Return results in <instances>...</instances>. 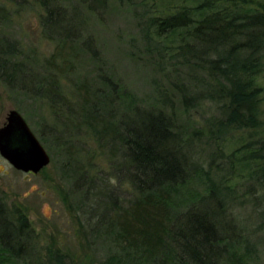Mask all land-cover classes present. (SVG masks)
I'll return each instance as SVG.
<instances>
[{
    "label": "rangeland",
    "instance_id": "1",
    "mask_svg": "<svg viewBox=\"0 0 264 264\" xmlns=\"http://www.w3.org/2000/svg\"><path fill=\"white\" fill-rule=\"evenodd\" d=\"M56 1L69 11L75 9L77 23L84 33L80 47L74 50L73 63H69L72 68L56 79L66 106L53 108L48 99L34 97L28 89L32 85L28 79L24 90L9 85L0 75V128L6 124L9 112L16 110L51 159L40 173L27 174L15 170L0 155V202L14 222L18 221L15 213L24 215L33 232L25 244V260L8 255L3 263L147 264L126 252L117 240V225L110 224V220L121 215L119 208L126 209L136 198L125 179V170L122 176L115 175L120 156L110 157V149H102L93 132L73 115L81 109L83 83L88 84L92 95L98 89L107 91L101 80L108 77L117 85L114 100L121 98L117 106H109L116 109L119 119L133 113L135 105L162 110L172 117L182 152L195 169L193 177L173 196L176 207L183 211L198 205L211 188L219 189L231 216L229 221L237 220L236 224L251 240L253 252L247 256L246 264H264V219L260 212L263 209L254 207L249 200L251 180L229 176L228 159L245 141H264V65L258 84L262 88L258 104L260 127L219 132L218 124L225 115L218 103L200 99L188 107L182 99V89L214 78L183 59L169 63L159 58L144 39L140 25L156 8L145 13L148 11L141 5L143 0H135V6L123 0H104V5L93 9L81 0ZM246 2L251 10L264 11V0ZM158 3L159 0H147L148 5ZM44 16L37 1L28 0L17 6L10 0H0V39L15 44L18 52L11 62L22 63L25 77L29 74L36 81L46 74V63L58 44L56 38L50 41L43 33ZM88 35L96 59L82 50ZM262 61L264 64V56ZM229 177L232 182H227ZM104 193L117 198V210ZM245 250L243 245L238 253L245 254Z\"/></svg>",
    "mask_w": 264,
    "mask_h": 264
},
{
    "label": "trees",
    "instance_id": "2",
    "mask_svg": "<svg viewBox=\"0 0 264 264\" xmlns=\"http://www.w3.org/2000/svg\"><path fill=\"white\" fill-rule=\"evenodd\" d=\"M10 1L20 6L28 0ZM34 1L45 12L43 33L50 41L58 40L46 63L47 72L38 81L29 74L25 77L22 63L10 60L18 52L15 44L0 39V75L9 85L24 90L26 80L32 81L30 93L48 99L55 108L64 104L56 79L72 68L69 63H73L74 50L80 47L84 33L77 23L75 9L69 11L56 0ZM123 1L131 6L137 4L135 0ZM81 2L92 9L105 3ZM141 3L148 11L145 13L156 8L140 25L153 53L169 63L183 59L214 78L182 89L184 105L191 107L200 99L218 103L225 115L218 124L219 132L260 127L258 104L262 88L258 84L264 65V11L251 10L246 0H159L153 6L147 0ZM159 12L163 14L158 15ZM88 36L82 50L96 59ZM101 84L107 91L98 89L90 95L88 84L83 83L81 109L73 115L93 132L102 149H110V157L120 156L115 175L120 177L125 170V179L136 193L126 209L118 207L121 215L110 220L111 225H117V240L126 252L147 264H246L247 256L253 252L251 240L236 224L237 220L229 221L231 216L219 189L211 188L198 205L183 211L176 207L173 196L193 177L195 169L182 152L172 117L162 110L135 105L133 113L119 119L116 109L109 108L110 104L120 103V97L114 100L117 85L108 77H103ZM228 159L230 177L252 181L249 200L254 207L263 209L260 212L264 219V141H245ZM230 177L227 182H232ZM226 189L232 191L231 187ZM104 195L117 210V198L111 193ZM7 212L0 202V264H7L2 260L8 255L25 260V244L33 233L24 215L15 213L18 221L14 222ZM243 245L246 253L240 254L238 248Z\"/></svg>",
    "mask_w": 264,
    "mask_h": 264
},
{
    "label": "water",
    "instance_id": "3",
    "mask_svg": "<svg viewBox=\"0 0 264 264\" xmlns=\"http://www.w3.org/2000/svg\"><path fill=\"white\" fill-rule=\"evenodd\" d=\"M0 155L15 170L27 174H38L51 162L39 139L16 110L9 112L6 124L0 128Z\"/></svg>",
    "mask_w": 264,
    "mask_h": 264
}]
</instances>
